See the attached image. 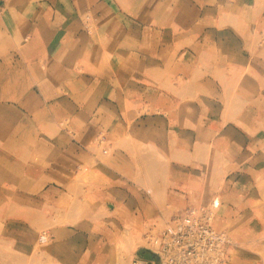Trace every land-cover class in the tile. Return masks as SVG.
<instances>
[{
    "label": "crops",
    "instance_id": "0c3cea01",
    "mask_svg": "<svg viewBox=\"0 0 264 264\" xmlns=\"http://www.w3.org/2000/svg\"><path fill=\"white\" fill-rule=\"evenodd\" d=\"M47 1L40 0V7ZM26 9L39 19V11ZM32 23L15 54L0 27V264H108L118 244L133 245L136 219L182 210L200 195L209 202L217 194L223 200L215 226L233 238L234 258L263 260L264 118L250 119L264 116V93L244 86L250 119L240 121L255 129V137L229 126L216 140L232 165L223 187L208 176L200 187L194 161L181 162L183 147L167 154L158 143L162 134L152 132L160 130L153 118L124 122L113 85L87 74L94 70L96 45L85 33ZM109 27L120 26L112 21ZM135 110L130 105L127 114ZM100 136L108 151L94 144ZM158 144L171 161L164 174ZM147 155L156 160L149 163ZM219 195L214 199L220 201ZM42 231L51 237L46 246L37 245Z\"/></svg>",
    "mask_w": 264,
    "mask_h": 264
},
{
    "label": "rangeland",
    "instance_id": "374dc122",
    "mask_svg": "<svg viewBox=\"0 0 264 264\" xmlns=\"http://www.w3.org/2000/svg\"><path fill=\"white\" fill-rule=\"evenodd\" d=\"M39 1L0 0V27L6 32L8 52L16 53L21 35L33 20L52 30L71 26L74 33L73 27H78L76 34L85 33L96 45L94 70H87V74L94 72V79L96 76L113 85L119 94L120 118L128 123L153 118V125L160 130L152 132L162 134L158 143L167 147V154L171 148L182 146L181 162L190 165L194 161L200 187L208 176L218 178L222 188L232 165L216 140L229 126L248 137L256 133L240 118L250 119V95L244 86L250 83L252 89L256 87L260 97L264 93V0H46L43 7ZM95 5L98 8L93 11ZM26 8L39 11V19ZM112 21L118 22L117 30L110 29ZM4 55L0 51L1 59ZM130 105H135L136 115L127 114ZM260 118L264 116L251 115L250 121ZM260 128L264 132V126ZM185 131H189L187 136ZM94 144L103 152L109 150L101 136ZM159 144L162 157L157 162L164 174L169 171L170 160ZM138 148L147 152L154 149L144 145ZM146 159L151 164L156 160L154 155ZM136 167L137 174L142 175ZM218 195L209 202L200 195L197 203L182 210L165 211L145 221L136 219L133 245L118 244L108 264H160L147 242L148 232L162 229L186 208L199 211L211 207L215 223L222 214L220 195L219 205L212 207ZM43 232L48 236L44 242L40 240ZM228 238L225 264H264V259L244 262L234 258V240L229 233ZM50 240L48 231H42L37 245L46 246Z\"/></svg>",
    "mask_w": 264,
    "mask_h": 264
},
{
    "label": "built area",
    "instance_id": "2783aa9c",
    "mask_svg": "<svg viewBox=\"0 0 264 264\" xmlns=\"http://www.w3.org/2000/svg\"><path fill=\"white\" fill-rule=\"evenodd\" d=\"M218 205L215 199L212 207ZM47 239L43 232L40 240ZM146 239L160 264H225L229 244L228 233L215 226L211 207L186 208L162 229L148 232Z\"/></svg>",
    "mask_w": 264,
    "mask_h": 264
},
{
    "label": "bare ground",
    "instance_id": "6f19581e",
    "mask_svg": "<svg viewBox=\"0 0 264 264\" xmlns=\"http://www.w3.org/2000/svg\"><path fill=\"white\" fill-rule=\"evenodd\" d=\"M214 201V200H213ZM218 202H219V200H218ZM141 264H153V263H149V262H144V263H141Z\"/></svg>",
    "mask_w": 264,
    "mask_h": 264
},
{
    "label": "water",
    "instance_id": "95a60500",
    "mask_svg": "<svg viewBox=\"0 0 264 264\" xmlns=\"http://www.w3.org/2000/svg\"><path fill=\"white\" fill-rule=\"evenodd\" d=\"M153 255H154V254H153ZM154 256L157 258V255H156V254H155Z\"/></svg>",
    "mask_w": 264,
    "mask_h": 264
}]
</instances>
